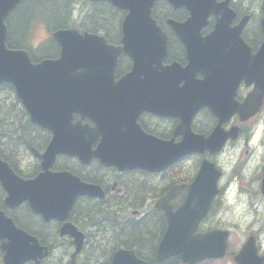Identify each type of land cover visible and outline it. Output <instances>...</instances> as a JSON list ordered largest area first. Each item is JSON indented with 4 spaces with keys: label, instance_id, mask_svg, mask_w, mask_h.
<instances>
[{
    "label": "flooded vegetation",
    "instance_id": "obj_1",
    "mask_svg": "<svg viewBox=\"0 0 264 264\" xmlns=\"http://www.w3.org/2000/svg\"><path fill=\"white\" fill-rule=\"evenodd\" d=\"M226 3L228 11L219 12L212 9L207 14L206 26L199 30L196 42L199 45L194 50L178 37L170 26V20L185 22L191 13L181 6L176 10L168 0H156L152 15L169 38L168 55L164 66L178 63L186 67L190 57L196 62L190 72L194 73L192 80L195 88L191 96L166 97L160 94H181L189 89L183 88L185 83L180 82L178 89L174 88H149V74H130L133 62L129 57H121L119 70L115 73V85L128 76H135L136 80L128 88H118L123 95L127 108L115 101L120 106L117 118L120 123L127 122L131 131L130 138L145 137L153 139L152 143L169 144L177 148L179 157L165 170L151 172L142 168L120 169L117 166H105L99 158H91L82 162L79 157L60 155L57 157L55 167L60 163L62 169L52 172L67 171L77 176L86 186L101 187L104 198L83 196L79 198L65 222L53 219L46 221L41 215L36 214L30 200L23 198L17 205L10 208L6 205L8 193L0 183V212L10 219L16 227V238L19 245L30 255L29 260L22 264H110L116 253L121 250L136 251L131 249L134 236L139 237L138 244L143 250L152 252L156 261L157 250L161 240L168 229V217L165 210L156 207V203L168 196L176 187L171 206L175 212L180 211L189 196V187L197 180L200 166L204 161L212 162L220 175L217 179L218 191L212 200L206 216L200 221L197 233H207L214 229L228 230V250L222 259L205 261L201 264H238L236 257L249 241L255 244L259 256H264V97L257 99L260 105L251 112V107L243 113L235 112L233 104L236 102L244 105L247 100L257 92L258 84L251 78L261 75V59L254 58L264 44V0H215ZM11 12L6 23L17 11ZM224 14V18H223ZM18 26L17 33L9 36L15 41L20 39L22 24ZM109 28H116L110 25ZM226 31V32H225ZM212 32L227 35L225 41L214 40L205 43L204 39ZM200 37L201 39H198ZM122 39V30L116 32L114 39H107L108 43L119 45ZM126 67L123 68V65ZM124 70H121V69ZM241 78V79H240ZM248 78V79H247ZM203 82L204 86H203ZM237 85L233 101V87ZM141 86V87H140ZM203 86V88H201ZM208 97V105L197 110L198 98ZM145 93L147 107L144 108L137 102V96L128 97L125 94ZM158 94V95H157ZM19 100V99H18ZM173 102V103H172ZM22 104V103H21ZM161 104V107H160ZM253 108V103H251ZM167 111L168 113L161 112ZM216 110L217 113L214 111ZM79 115L72 121L77 125ZM3 123V121H2ZM81 125L95 127L88 118L81 120ZM227 137L224 145L217 153L206 151L198 153L192 150L187 143H192L198 136L211 138L216 130ZM26 136L19 135L24 142H37L36 147L29 148V158L19 161V170L15 173L24 180H33L42 172L41 162L36 156L45 152L49 146L53 133L50 130L36 126H25ZM22 132V129L19 130ZM82 139L92 133L80 129ZM102 136L92 145L95 151L101 144ZM5 146V137L0 136V147ZM88 156L92 153L86 150ZM161 158V155L156 156ZM0 158L11 166L15 162L7 161L0 154ZM18 158V157H17ZM69 164L76 163L70 170ZM259 161V163H256ZM249 169L250 175L245 178L241 175L244 169ZM151 176L158 182L151 181ZM238 183V188L233 193V183ZM229 193L239 201L241 194L247 196V208L241 216L245 227L241 229L238 222H233L228 215L229 206L227 199ZM81 201V216L76 223L72 214L77 203ZM116 214L119 219L126 222L118 230L117 223L111 218H102V214ZM136 217L138 220L134 219ZM66 222L72 223L84 235L83 246L79 254L73 258L77 251L74 239L69 235H61V229ZM135 223L144 224V229L138 234L132 231ZM128 226V230L125 228ZM37 239L40 247L37 246ZM2 241L0 240V246ZM109 245L108 252H103V246ZM47 248V249H44ZM137 256V254H136ZM138 257V256H137ZM139 258V257H138ZM179 257H177L178 260ZM149 263L148 260L139 258ZM246 258V261H249ZM179 264H183L179 258ZM157 263V261H156ZM0 264H5V253L0 248ZM245 264H252L246 262ZM254 264H262L254 258Z\"/></svg>",
    "mask_w": 264,
    "mask_h": 264
},
{
    "label": "water",
    "instance_id": "obj_2",
    "mask_svg": "<svg viewBox=\"0 0 264 264\" xmlns=\"http://www.w3.org/2000/svg\"><path fill=\"white\" fill-rule=\"evenodd\" d=\"M24 0H0V85L10 83L29 114L32 123L53 133L52 141L43 154H35L41 161L42 172L33 180L20 178L11 166L0 158V183L8 193L6 205L13 208L23 198L30 200L32 210L46 221L53 219L65 222L69 219L76 201L83 196L104 198L101 187L84 185L72 173L52 172L58 155L79 157L82 162L91 158H99L105 166H117L120 169L142 168L151 172L165 170L178 157L177 148L169 144L152 143L150 137L142 139L130 138L131 131L127 122L120 123L117 114L120 102L124 108L128 104L123 100L121 91L116 88H128L136 77L126 76L115 85V73L119 59L128 56L133 59V72L150 74L149 88L165 87L178 89V81H187L188 92L168 94L166 97L191 96L195 88L190 70L195 60L190 57L186 68L178 64L163 69L162 62L168 54V37L160 30L152 17V9L156 0H90L92 2L107 1L115 8L127 12L123 24V39L120 46L107 44L105 38L89 33H80L76 29H62L53 34L60 45V55L56 59H45L34 63L25 50H12L7 47V16ZM37 1V0H35ZM173 6L182 4L190 7L197 0H168ZM211 7H204L200 18L206 17ZM176 34L194 50L199 44L180 30L188 28V24H173ZM264 29V22H263ZM214 40L209 38L205 43ZM217 40V39H215ZM225 41V35L218 38ZM254 58L261 59V75L251 78L258 84V91L244 105L233 104L230 115L256 110L264 97V45ZM160 73V76H152ZM241 79V78H240ZM248 79V78H247ZM203 82V86H204ZM203 86L201 88H203ZM141 87V86H140ZM237 85L233 87L231 101L234 99ZM128 97L137 96V102L148 108L147 94L126 93ZM198 98L197 110L208 105V97ZM115 100V101H114ZM173 103V102H172ZM251 103H253V108ZM161 107V104H160ZM216 113L217 111L214 110ZM75 115L81 120L88 118L95 127L89 125H73ZM92 133L82 139L81 132ZM102 136L101 144L95 151L92 145ZM227 137L216 130L211 138L198 136L186 145L198 153L219 152ZM86 150L92 155L88 156ZM161 155V158L156 157ZM220 173L214 164L204 161L197 180L189 187V196L175 212L167 200L176 195L174 187L168 196L156 203L157 208L165 210L168 217V229L160 242L157 261L163 262L171 257L180 256L184 264H197L207 259L222 258L226 254L227 231L215 230L205 234L196 233L200 221L208 213L212 200L217 194V179ZM264 192V182H263ZM16 227L13 222L0 212L1 250L5 253V264H22L30 255L19 245L16 238ZM61 235H69L77 245L73 258L82 249L84 235L70 222H66ZM38 247V241L35 239ZM47 249V248H44ZM257 250L249 242L236 258L239 264H254ZM249 258V261H246ZM264 263V258H261ZM75 264V260L72 262ZM110 264H147L140 260L134 251L121 250L116 253Z\"/></svg>",
    "mask_w": 264,
    "mask_h": 264
},
{
    "label": "trees",
    "instance_id": "obj_3",
    "mask_svg": "<svg viewBox=\"0 0 264 264\" xmlns=\"http://www.w3.org/2000/svg\"><path fill=\"white\" fill-rule=\"evenodd\" d=\"M59 1H68L67 8H71L73 4L76 6L80 4L81 2L84 3V1L80 0H41L38 2H25L23 5L19 6L17 11L11 16L9 23L7 22L10 34L13 35L14 33H17L18 26L20 23L22 24L23 18L26 16V14L33 9V7L38 8L39 10H44L46 7L48 8H55L54 5H57ZM92 8L90 11H88L84 18L81 21L80 28L82 31H103V28H93L90 27V22H93V18L95 16V13H100L102 17H104L107 20V17H110L112 21L117 16V12L113 10V8L108 5L107 3H91ZM58 8L56 10V13L58 12ZM113 11V12H112ZM91 15V13H93ZM87 15V17H86ZM91 15V16H90ZM90 16V17H89ZM89 18V19H88ZM122 19H118L116 21V26H121ZM76 24L75 20L72 22L71 26L68 20H64V24L59 27H50L48 22L42 17L38 16L36 21L33 23V20L31 18L29 29L30 33L26 32L23 36L20 35L19 40H14L12 37L9 36L8 45L11 48H17V49H25L30 54L34 61H40L44 58H56L59 55V47L58 45L53 41L49 40L48 42L45 41L42 44L38 46L36 50H33L31 48V43L33 44V31L38 26H45L48 30L53 31L58 28H68L72 27ZM51 28V29H49ZM107 38L109 40H113L114 38L110 36V32L108 33ZM126 67V64L123 65V68ZM123 68L121 70H123ZM3 121V123H2ZM25 126L28 128L30 126H34L29 121V117L27 112L25 111L23 105L18 100L17 95L15 93L14 87L10 84H4L0 86V136L5 137V146H2V149L0 147V154L2 157H4L7 161L15 162L13 165H11L15 170H19V161L24 158H29L30 155L27 153L28 149L26 145L29 148L36 147L37 142H24V139H22L19 135L26 136V133L24 132ZM22 129V132H19V130ZM18 157V158H17ZM71 166L70 170L76 167V163L69 164ZM62 169V165L57 166L56 170ZM151 181L158 182L157 178L154 176H151ZM81 206L82 202L79 201L77 205L75 206V209L73 211L72 217L74 222H78L80 220L81 216ZM102 218H111L113 219L117 225L118 230L123 226V224L126 222L124 219H119L116 214H102ZM134 219L138 220L136 217ZM144 229V224L135 223L132 227V231L136 234H138L140 231ZM125 230H128V226H126ZM139 237L134 236L132 240V245L130 246L131 249H134L136 251V254L139 258H143L149 261L150 264H159L156 263V261L153 259L152 252L148 251L150 254L146 253V250H143L140 245L138 244ZM109 245L103 246V252H108L107 249L109 248ZM179 260V259H178ZM177 258H172L168 261H165L161 264H179V261Z\"/></svg>",
    "mask_w": 264,
    "mask_h": 264
},
{
    "label": "rangeland",
    "instance_id": "obj_4",
    "mask_svg": "<svg viewBox=\"0 0 264 264\" xmlns=\"http://www.w3.org/2000/svg\"><path fill=\"white\" fill-rule=\"evenodd\" d=\"M84 3L79 4L77 6L73 4L70 9L66 6L68 5V1H59L57 5H54L55 8L46 7L44 10H39L38 8L33 7V9H31L22 20L21 36H23L26 32L30 33V29L28 26L30 24V20L32 18L34 23L38 16H42L48 22L50 27L62 26L64 24V20H68L71 26L72 22L75 20L76 24L72 27L81 30V21L84 18L85 14L92 8L91 4L87 0H84ZM57 8L59 11L56 13ZM92 14H94V12L91 13V15ZM123 16L124 14L122 12H117L118 19H120V17L123 18ZM108 23L109 22L104 17H102L99 12L95 13L92 23L89 19V24L91 28H93V26H107ZM48 33L49 31H47L45 27L36 28L32 34L33 44L31 43V48L33 50H36L38 45H40L43 41L47 39L49 35ZM67 163L69 164V161H67ZM262 225L264 226V218Z\"/></svg>",
    "mask_w": 264,
    "mask_h": 264
},
{
    "label": "clouds",
    "instance_id": "obj_5",
    "mask_svg": "<svg viewBox=\"0 0 264 264\" xmlns=\"http://www.w3.org/2000/svg\"><path fill=\"white\" fill-rule=\"evenodd\" d=\"M256 163H259V161H256ZM242 176L247 178L250 175L249 169H244L241 173ZM233 193L238 188V183H233ZM233 193H229L228 199H227V205L229 206V212L228 215L231 217L233 222H238L240 224L241 229L245 227V221L241 220V216L244 214L246 208H247V196L244 194H241L239 197V201L234 197Z\"/></svg>",
    "mask_w": 264,
    "mask_h": 264
}]
</instances>
